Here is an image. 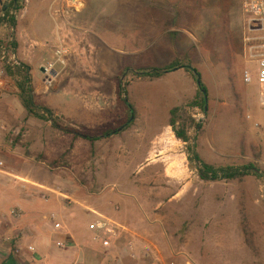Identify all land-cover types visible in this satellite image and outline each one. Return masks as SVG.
<instances>
[{"label":"rangeland","instance_id":"rangeland-1","mask_svg":"<svg viewBox=\"0 0 264 264\" xmlns=\"http://www.w3.org/2000/svg\"><path fill=\"white\" fill-rule=\"evenodd\" d=\"M1 1L0 16L10 0ZM82 1L87 7L80 12L82 7L72 3L64 9L52 0H27L26 21L24 9L15 28L0 25V125L8 128L0 139V196L8 199L9 212L24 213L23 203L34 198L46 207L41 201L47 195L48 210H61L72 225H87L94 220L91 209L113 207L104 199L119 189L140 198L149 219L158 221L159 254L171 263L264 264V176L201 179L190 166L187 145L170 125L171 110L186 107L203 126L190 135L207 162H255L264 175V108L257 86L243 80L251 64L244 51L242 0ZM67 10L76 16L64 18ZM145 12L158 16L143 24ZM14 36L16 58L32 66L36 90L62 125L83 131L127 117L116 99L123 67L132 73L125 81L134 124L92 143L51 121L28 117L6 72ZM63 40L70 45L65 64L47 75L44 67L57 59ZM186 57L208 89L205 112L188 106L199 92L193 72L181 68L153 81L133 75L137 68ZM84 120L91 126L80 124ZM123 210L128 225L137 226L140 213L132 205ZM81 236L87 241L85 233Z\"/></svg>","mask_w":264,"mask_h":264},{"label":"crops","instance_id":"crops-1","mask_svg":"<svg viewBox=\"0 0 264 264\" xmlns=\"http://www.w3.org/2000/svg\"><path fill=\"white\" fill-rule=\"evenodd\" d=\"M43 1L45 0H40L41 3ZM52 1L57 7L60 6L65 9L66 6H70L69 4L73 0ZM77 1L80 2L82 7L80 12H82L86 9L87 3L82 0ZM148 1L152 2L150 3L152 5L156 4V0ZM1 4L2 1L0 0V14ZM25 10H27V0ZM26 12L24 15L25 21L29 15L28 10ZM65 14L66 17L64 16V18L68 20L72 16H76L68 10ZM149 15H151L150 12H148V16L145 12L143 24L146 23V20L151 18L155 20L158 16L156 12L155 17ZM36 91L42 96L40 91ZM80 124L91 126L90 122H86V120L81 121ZM24 180L34 185H40L39 182L32 178L24 177ZM28 195L32 196L33 193ZM57 198L59 199L60 197L57 196ZM142 198L146 200L145 197ZM104 200L107 204L110 203L114 206L111 207L110 205V207H107V205H103L102 207L90 208L91 214H94L92 218L94 217L95 220L97 217L94 213L95 211L116 219L124 226L122 237L112 249L105 248L101 241L95 239L90 229V224L94 220L87 225L76 221L72 225L64 217L61 210L56 212L48 210L51 208L47 203L49 200H44L45 203L41 201L46 206L42 207V205H36L34 198V200L28 199L23 203L25 207L24 218L22 219L23 221H17L18 219L13 216L12 210L9 212L6 205L8 199L4 201L0 196V264H90V262L95 264H174L159 254V247L155 240L159 235L158 221L149 219L142 207L140 198L117 189L116 192L108 195ZM124 204L126 206L132 205L140 213L141 219L137 226L132 223V225H128L125 220L128 215L123 210ZM53 213L56 215V219H53ZM83 233L86 234L87 241L81 240L80 236ZM8 237L13 239V244L7 242L6 238ZM67 239H73L76 245L69 249H61L58 243ZM17 246L21 248L19 255L15 254ZM30 246L33 247V251L29 249Z\"/></svg>","mask_w":264,"mask_h":264},{"label":"trees","instance_id":"trees-1","mask_svg":"<svg viewBox=\"0 0 264 264\" xmlns=\"http://www.w3.org/2000/svg\"><path fill=\"white\" fill-rule=\"evenodd\" d=\"M25 3L26 0H10L5 4L2 9V15L0 16V25L7 23L11 28H15L17 26V14L25 9ZM12 10H14V14L11 13ZM3 14L6 16L4 17ZM9 45L11 49L18 46L17 41H15V36L14 41L9 42ZM191 66H193V63L189 58H178L163 67L137 68L133 75L139 79L153 81L163 78L171 72L185 68L187 71L193 72L198 80ZM32 69L30 64L23 61H20L18 65L9 64L6 67L7 74L14 78L16 82L17 88L19 89L18 98L25 108L28 117H36L44 121H51L54 128L67 134H73L78 138H85L92 143L108 138L113 134L122 133L134 124L137 118L136 111L134 105L130 102L128 83L125 81L128 77L127 75L132 73L127 71L126 68L123 67L116 77V99L119 107L127 112V117L118 120L115 124H105L94 128L83 127V131L75 127L64 126L58 121L54 109L46 104L42 96L37 93L33 83ZM202 88H205L208 93L206 85L202 83L201 86L199 85L197 99L193 100L188 106L192 108L199 107L205 112L207 111V101ZM132 116L134 117L132 118ZM170 125L173 127L177 138L187 145V155L190 166L198 172L201 179L205 181H243L251 174L259 178L264 176L263 172L256 167L255 162L228 166H216L207 162L196 150L197 145L192 144L193 138L190 135L192 129L200 131L203 126L186 110V107L177 106L171 110Z\"/></svg>","mask_w":264,"mask_h":264},{"label":"built area","instance_id":"built-area-1","mask_svg":"<svg viewBox=\"0 0 264 264\" xmlns=\"http://www.w3.org/2000/svg\"><path fill=\"white\" fill-rule=\"evenodd\" d=\"M242 3L246 15L244 51L245 55L248 57L249 64H251L245 69L243 80L248 85L257 86L260 104L264 108V0H242ZM72 5L78 8L80 2L73 0ZM11 13L14 14V10H12ZM3 16L5 17L6 15L3 14ZM2 48L5 51H8L6 47L2 46ZM10 50L13 51V59L9 61V64H20V61L16 58L15 49L12 48ZM69 51V43L66 40H63L57 50V59L44 67V73L50 75L54 72L55 67L58 64H65V57ZM7 130L8 128L4 124L0 125V139ZM3 165L4 162L0 160V167ZM43 199L48 200V196L43 195ZM69 200L71 201L72 199L69 198ZM94 213L97 217L90 224V229L93 232L95 239L101 241L103 246L107 249L114 248L123 235L124 226L112 217L95 211ZM12 214L19 220L23 216V211L19 208H13ZM52 217L53 219L57 218L54 213L52 214ZM6 240L8 243L13 244V239L11 237L6 238ZM58 245L61 249H69L70 247L75 246L76 243L73 239H67L59 242ZM29 249L31 251L34 250L32 246H30ZM20 253L21 248L17 246L15 254L19 255Z\"/></svg>","mask_w":264,"mask_h":264},{"label":"water","instance_id":"water-1","mask_svg":"<svg viewBox=\"0 0 264 264\" xmlns=\"http://www.w3.org/2000/svg\"><path fill=\"white\" fill-rule=\"evenodd\" d=\"M194 72L196 73V75H197V77H198V80H197V82H198V85H202V83H203V80H202V75H201V73L197 70V69H194ZM202 91L205 93V96H206V101L208 102V93H207V90L205 89V88H202ZM206 109H207V105H206ZM134 116H132V118H133Z\"/></svg>","mask_w":264,"mask_h":264},{"label":"bare ground","instance_id":"bare-ground-1","mask_svg":"<svg viewBox=\"0 0 264 264\" xmlns=\"http://www.w3.org/2000/svg\"><path fill=\"white\" fill-rule=\"evenodd\" d=\"M180 161H181V160H179L178 162H180ZM176 166L179 167V168H177L178 170L181 169V164H177ZM174 168H176V167H174ZM175 172H176V171H173V172L171 171L170 173H171L172 176H176V175H178V174H176Z\"/></svg>","mask_w":264,"mask_h":264}]
</instances>
